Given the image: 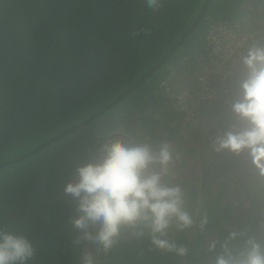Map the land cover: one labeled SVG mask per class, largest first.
I'll return each instance as SVG.
<instances>
[{"label":"trees","instance_id":"trees-1","mask_svg":"<svg viewBox=\"0 0 264 264\" xmlns=\"http://www.w3.org/2000/svg\"><path fill=\"white\" fill-rule=\"evenodd\" d=\"M204 1L156 0L149 8L144 0H0V163L88 119L130 88L167 55ZM263 10L264 0H214L206 22L120 102L81 129L0 169V231L29 241L32 255L23 264H83L85 255L92 264H216L226 252L238 258L249 239L264 252V177L246 150H216L215 143L226 132L245 128L232 105L240 99L247 73L236 68L223 87L213 76L214 98L194 99L187 122L186 104L174 103L182 91H197L196 72L218 64L206 48L208 25L259 26ZM165 79L175 95L161 91ZM126 123L136 124L129 129ZM203 130V140L196 137L201 145L197 154L191 142ZM107 141L166 143L172 155H197L190 169L200 171L178 169L171 161V175L163 178L180 188L182 208L192 221L185 227L173 219L162 237L185 249L183 255L156 247L147 229L136 235L139 229L127 226L105 251L73 226L80 215L77 198L64 186L75 182L78 167L99 161ZM244 191H249L246 198ZM88 233L94 238L96 230L89 227Z\"/></svg>","mask_w":264,"mask_h":264},{"label":"clouds","instance_id":"clouds-1","mask_svg":"<svg viewBox=\"0 0 264 264\" xmlns=\"http://www.w3.org/2000/svg\"><path fill=\"white\" fill-rule=\"evenodd\" d=\"M144 3L151 8L156 0ZM242 63L247 74L232 111L248 126L226 132L216 140V150L237 154L246 150L253 168L264 177V46L250 47ZM171 159L166 143L153 147L105 142L99 161L78 167L75 182L64 186L66 193L77 198L80 213L71 223L82 230L85 240L105 251L112 247L121 228L127 226L139 229L136 235L147 229L156 247L183 255L185 249L175 248L162 238L173 219L185 227L192 223L182 208L180 188L163 179L169 174ZM89 227L96 230L94 238L89 236ZM231 236L234 238L235 233ZM31 255L27 239L0 231V264H23ZM83 264H92L91 257L85 255ZM216 264H264V252L260 244L249 239L238 258L226 252L217 257Z\"/></svg>","mask_w":264,"mask_h":264},{"label":"built area","instance_id":"built-area-1","mask_svg":"<svg viewBox=\"0 0 264 264\" xmlns=\"http://www.w3.org/2000/svg\"><path fill=\"white\" fill-rule=\"evenodd\" d=\"M205 42L210 58L217 61L218 64L211 67L205 66L194 74L193 82L197 88L194 94L188 90H184L177 95L170 93L169 88L166 87V79L159 86L161 91L163 90V94H166L165 96L175 95V104H186L184 106L186 112L184 122L193 117L192 101L194 99L209 102L214 98L216 90L212 82L213 76H215V80L217 79L219 85L223 87L228 76L232 75L236 68L247 73L242 60L250 47L264 46V19L259 26L247 29L241 27L238 22H212L208 25ZM223 94H227V90H223ZM101 156L102 149L98 152V158L100 159Z\"/></svg>","mask_w":264,"mask_h":264},{"label":"water","instance_id":"water-1","mask_svg":"<svg viewBox=\"0 0 264 264\" xmlns=\"http://www.w3.org/2000/svg\"><path fill=\"white\" fill-rule=\"evenodd\" d=\"M214 0H205L204 3L202 4L198 14L193 18L192 22L190 23V25L188 26V28L186 29V31L181 35V37L178 39V41L175 43V45L171 48V50L167 53V55L162 58L159 62H157L154 66L150 67L141 77L140 79L133 84L130 88H128L126 91H124L122 94H120L117 98H115L114 100H112L108 105H106L104 108H102L100 111H98L97 113L93 114L92 116H90L88 119L80 122L77 125L71 126L70 128H68L66 131L60 133L59 135L51 138L50 140L44 142L43 144L37 146L36 148L26 152L25 154L12 159V160H8L6 162H2L0 163V169L4 168L8 165H12L15 163H18L20 161H22L25 157L36 153L37 151L47 147L48 145L56 142L57 140L65 137L66 135L73 133L79 129H81L83 126L88 125L95 117L101 115L102 113H104L106 110L110 109L111 107H113L115 104H117L118 102H120L123 98H125L128 94H130L133 90H135L140 84H142L146 78H148L151 74H153L154 72H156L158 69H160L164 63L167 61V59L185 42V40L202 24H204L206 22V20L208 19V9L211 6L212 2Z\"/></svg>","mask_w":264,"mask_h":264},{"label":"rangeland","instance_id":"rangeland-1","mask_svg":"<svg viewBox=\"0 0 264 264\" xmlns=\"http://www.w3.org/2000/svg\"><path fill=\"white\" fill-rule=\"evenodd\" d=\"M261 17V18H260ZM260 20L262 21L263 19H264V10L260 13ZM177 80H181L180 78H177ZM157 110L156 109H154V108H152V112H151V114L152 115H154L155 114V112H156ZM149 113L146 111L145 112V116H147ZM134 124H136V123H134ZM134 124H132V126H134ZM126 126H127V128H129V129H133L134 127H132L131 125H129L128 123H126ZM243 127H247L248 125H247V122L246 123H243V125H242ZM186 130L188 131V133H187V135H186V133H185V131H183L182 133L184 134V135H186V138L187 137H189V133H190V131H189V129H187L186 128ZM194 130H196V131H201L199 128H195ZM203 135H205V132H204V130L198 135H196L195 136V140L194 141H192L191 143L193 144V147H194V149H195V152L198 154L200 151H201V148H200V146H199V142H198V138H196L197 136L199 137V138H201V140H203V138H202V136ZM127 136V135H126ZM207 138H209L210 136H206ZM126 138V137H125ZM206 138V139H207ZM120 139V138H119ZM118 139V140H119ZM122 140H124L123 138H122ZM205 140V139H204ZM209 141V140H208ZM112 143H114V142H112ZM198 143V144H197ZM175 153H173V155H172V158L173 159H171V161H172V165L173 166H176L178 169H180V168H184L185 167V169L187 168V169H189L190 171L192 170V171H200V169L197 167V166H195V167H193L192 169H190V167H191V165H193L194 164V161L195 160H197V155H195V157L193 158V159H191V158H189V157H187L186 155H184V154H182L181 152H177V151H174ZM171 169H170V164H169V174L167 175V177H170V175H171V171H170ZM226 189H227V191L228 192H230V193H232L234 190H231L230 189V187H226ZM245 192V191H244ZM247 193H249V191H246L245 193H244V195H245V198L247 197Z\"/></svg>","mask_w":264,"mask_h":264}]
</instances>
